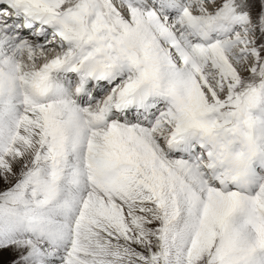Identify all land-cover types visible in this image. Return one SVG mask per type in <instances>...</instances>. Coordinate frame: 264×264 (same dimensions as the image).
<instances>
[{
  "label": "snow or ice",
  "instance_id": "6c2138e0",
  "mask_svg": "<svg viewBox=\"0 0 264 264\" xmlns=\"http://www.w3.org/2000/svg\"><path fill=\"white\" fill-rule=\"evenodd\" d=\"M0 264H264V0H0Z\"/></svg>",
  "mask_w": 264,
  "mask_h": 264
}]
</instances>
